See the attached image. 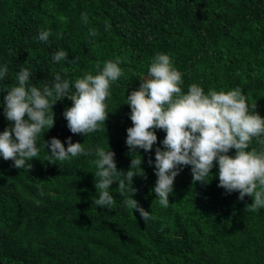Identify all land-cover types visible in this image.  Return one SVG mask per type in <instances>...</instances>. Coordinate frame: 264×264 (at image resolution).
Returning <instances> with one entry per match:
<instances>
[{
    "label": "trees",
    "instance_id": "trees-1",
    "mask_svg": "<svg viewBox=\"0 0 264 264\" xmlns=\"http://www.w3.org/2000/svg\"><path fill=\"white\" fill-rule=\"evenodd\" d=\"M42 30L51 32L47 43L38 39ZM58 50L72 62H54ZM158 53L182 73L183 92L191 84L205 93L240 88L264 117V0H0V68L8 67L0 89L15 85L21 68L40 88L58 73L69 81L96 75L97 64L102 69L109 60L119 59L125 73L110 85L105 127L72 134L62 115L71 107L65 98L53 106L54 127L38 137L39 159L29 170L0 156V264H264V208L244 211L251 197L240 201L238 192L218 187V165L206 184H193L184 166L165 208L153 189L155 149L166 133L156 130L150 152H129L127 95L148 78ZM6 94L0 91V132L12 123L4 116ZM69 136L92 153L50 162L44 141L56 137L67 148ZM98 146L115 152L124 173L132 159L142 160L133 198L150 211L147 223L123 204L131 194L121 195L116 182L110 210L93 202ZM250 147L264 150L255 139ZM133 171L143 174L139 166Z\"/></svg>",
    "mask_w": 264,
    "mask_h": 264
},
{
    "label": "clouds",
    "instance_id": "clouds-1",
    "mask_svg": "<svg viewBox=\"0 0 264 264\" xmlns=\"http://www.w3.org/2000/svg\"><path fill=\"white\" fill-rule=\"evenodd\" d=\"M83 19L87 21L84 14ZM95 36L96 30H90ZM50 30H42L38 39L47 43ZM54 62L72 61L64 50L56 51ZM121 61L104 62L101 69L97 64V74L85 73L82 78L69 81L58 73L51 85L42 88L33 84L30 77L34 74L27 68H21L16 74L17 83L3 87L4 116L9 122L0 132V156L4 161L11 160L16 169L32 167L29 161L39 159L40 149L37 139L54 127L53 106L65 98L71 101L62 113L67 127L74 135L87 136L98 131L108 119L106 99L110 97V85L122 76L124 70ZM65 74L67 69H63ZM7 65L0 68V80L6 78ZM138 89L127 95L132 126L127 128L126 145L129 152L143 149L150 152L157 142L156 130H163L166 135L156 147L154 172L157 177L153 189L160 205L169 206V196L173 193L174 181L184 166H190L192 182L208 183L211 170L218 165V187L226 193L238 192V200L245 196L252 198L244 211L256 212L264 208V150L257 151L250 145L255 139L264 145V117L255 111L256 106H249L247 97L240 88L230 91L204 89L191 84L188 91H182V73L174 66L169 55L158 53L148 69V78H140ZM27 116V118H25ZM67 148L60 139L52 137L44 141V147L50 149L49 161L64 162L72 157L90 155L92 149H86L83 143L72 142L67 138ZM234 149L235 154L229 155ZM137 153V152H136ZM93 163L99 177L94 183L99 198L93 202L102 208L111 209L114 197L110 186L116 182L121 195H131L123 201L130 210H136L143 222L152 217L137 200L133 198L137 189L133 187V177L144 175L142 160L132 159L129 170L124 173L117 169L115 152L103 147L95 149ZM215 162V164H214ZM153 164L152 159L148 160ZM139 168L140 171H133Z\"/></svg>",
    "mask_w": 264,
    "mask_h": 264
}]
</instances>
